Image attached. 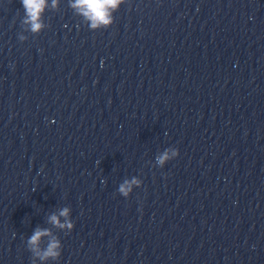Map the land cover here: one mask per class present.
I'll return each mask as SVG.
<instances>
[{"label": "clouds", "instance_id": "1", "mask_svg": "<svg viewBox=\"0 0 264 264\" xmlns=\"http://www.w3.org/2000/svg\"><path fill=\"white\" fill-rule=\"evenodd\" d=\"M24 9L25 17L23 24L29 25V30L32 33H39L43 28L41 22V14L43 13L47 0H20ZM124 0H73L71 7L74 8L80 15L89 21L91 29H97L101 26L107 27L112 23V12L117 10ZM57 0H53V7L56 6ZM21 40L25 37L20 36ZM179 156V150L176 148H168L161 152L155 160L159 167H164L167 162ZM142 181L133 177L131 180H125L119 185L118 193L125 198H128L133 191L134 186L140 187ZM63 217V222L61 221ZM49 223L54 227L71 232L75 225L70 219V209L62 208L58 215L53 214L49 217ZM44 237H49L46 245H43ZM43 245V246H42ZM27 249L32 255V264H36L39 260L41 264L51 260L56 262L61 256L62 243L52 234L50 229L36 228L33 234L26 241Z\"/></svg>", "mask_w": 264, "mask_h": 264}]
</instances>
